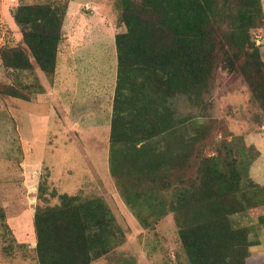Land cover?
Masks as SVG:
<instances>
[{"label": "trees", "instance_id": "1", "mask_svg": "<svg viewBox=\"0 0 264 264\" xmlns=\"http://www.w3.org/2000/svg\"><path fill=\"white\" fill-rule=\"evenodd\" d=\"M70 1L20 3L12 17L25 48L2 49L4 67L55 75ZM120 3L127 31L115 36L109 150L110 174L120 195L144 228L176 214L189 264H247L249 230L235 227L231 219L256 206L248 197L238 199L245 190L246 164L229 148L209 157L201 153L207 126L200 121L188 131L172 100L178 95L201 100L217 71L226 68L244 77L264 113V61L251 40L252 32L264 26L261 0ZM11 87L0 88V94L31 101ZM59 199V205H39L35 211L38 264H91L121 243L104 200L68 194ZM244 202L247 208H239Z\"/></svg>", "mask_w": 264, "mask_h": 264}, {"label": "rangeland", "instance_id": "2", "mask_svg": "<svg viewBox=\"0 0 264 264\" xmlns=\"http://www.w3.org/2000/svg\"><path fill=\"white\" fill-rule=\"evenodd\" d=\"M65 1L0 0V88L13 86L31 97L26 102L0 94V264H38L35 248H28L36 242V208L59 205L62 194L104 200L120 228L121 243L91 264H189L176 214L144 228L110 174L115 36L127 31L121 21L120 0H78L76 13L67 11L55 75L46 76L38 68L17 73L2 63L5 47L25 48L12 17L20 3ZM260 52L264 61V48ZM67 55H71L68 61ZM60 78L70 79L62 93ZM172 105L188 131L200 121L207 126L201 153L209 157L218 149L227 153L229 148L233 158L246 164L245 190L238 199L245 196L251 205L264 204V189L250 184L254 183L250 171L260 153L245 146L246 139L252 145V138L264 146V113L244 77L220 68L210 92L201 100L178 95ZM254 168L261 174L260 166ZM239 208H247V202ZM143 214H148L146 209ZM242 214L232 215L235 227H240ZM16 224L27 235V245L13 238Z\"/></svg>", "mask_w": 264, "mask_h": 264}, {"label": "crops", "instance_id": "3", "mask_svg": "<svg viewBox=\"0 0 264 264\" xmlns=\"http://www.w3.org/2000/svg\"><path fill=\"white\" fill-rule=\"evenodd\" d=\"M77 2L78 0L70 1L69 8H68V11L70 14L72 12L76 13L78 11L77 7L74 5ZM70 48H71V42H70ZM69 51L71 53L70 49ZM69 56L71 55H67V61L69 59ZM73 75H74L73 79L76 80L77 78L76 75L75 74ZM69 80L70 79H67V78L58 79V84L61 89V93L64 91V89L66 90V88L70 86V85H66ZM251 141H253L252 145H249L247 144L248 141L246 139L245 145L247 147H251V146L255 147L256 151L260 153V156L257 162L255 163L254 167L260 166L261 174H256V171L254 172V170H257V168L252 167L250 171V175H251V178L254 180V183H256L258 186L264 189V181H263L264 179V146L261 143V141L257 140L256 138H252ZM254 175H255V178H254ZM15 223H17V221H15ZM239 225L240 227H246L249 230L248 239L250 242V248H249V257L247 259V264H264V204L251 207L248 210L244 211V214L241 215ZM15 226L17 229L16 231H13V238L16 240L17 244L27 245V243H25L27 235L23 232V229L20 228V226H18L17 224ZM34 244L36 245V242ZM35 245H32V246H35ZM32 246L28 248L34 249L35 247H32Z\"/></svg>", "mask_w": 264, "mask_h": 264}, {"label": "built area", "instance_id": "4", "mask_svg": "<svg viewBox=\"0 0 264 264\" xmlns=\"http://www.w3.org/2000/svg\"><path fill=\"white\" fill-rule=\"evenodd\" d=\"M263 20H264V3H263ZM252 42L256 47L264 48V26L252 32Z\"/></svg>", "mask_w": 264, "mask_h": 264}]
</instances>
